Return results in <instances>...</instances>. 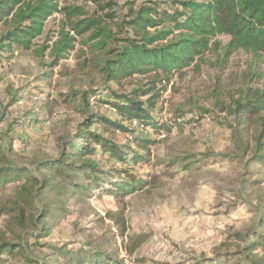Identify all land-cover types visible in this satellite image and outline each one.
<instances>
[{"label": "rangeland", "instance_id": "374dc122", "mask_svg": "<svg viewBox=\"0 0 264 264\" xmlns=\"http://www.w3.org/2000/svg\"><path fill=\"white\" fill-rule=\"evenodd\" d=\"M115 1L117 15L107 19L92 0H57L60 7L81 6L102 20L110 37L103 39L101 48L81 44L87 32L76 38L74 49L65 59L49 66L53 60L50 48L42 55L35 49L45 43L46 37H50V47L58 39L63 18L54 13L44 21L43 33L33 40L31 49H15L1 58L0 159L25 167L34 177L29 186L36 192L30 205L17 203L19 185L27 184L24 176L0 188V240L21 243L22 247L14 249L26 257L5 256L3 264H42L52 259L49 244L77 248L101 235L111 242L106 248L116 247L125 264L139 258L143 264H194L224 251L235 255L237 261L249 263L245 252L251 237L246 234L264 214V166L250 162L256 147L252 136L259 127L253 123L241 132L226 107L233 106L238 91L246 86L264 89V53L238 49L223 60L229 37L216 35L213 40L218 44L175 72L157 98V115L170 128L157 134L143 132L108 105L90 100L87 108L78 102L86 90L97 89L104 98L113 100L110 90L127 94L147 81L146 77L132 76L114 82L102 73L104 60L114 58L126 44L123 38L131 36L124 24L131 17L126 2L132 1L135 11L155 0ZM97 61L99 67L94 66ZM157 87H161L159 83ZM73 92L78 95L65 102V96ZM88 113L102 115L131 130H105L98 122L89 129L118 145L127 144L143 158L128 165L100 153L93 157L105 170L130 171L144 187L130 194L95 195L82 201L56 197L42 187L45 175L36 169L38 161L57 156L63 140L75 139ZM134 135L151 137L154 142L141 149ZM208 153L224 154L225 158L203 164L199 160ZM121 177L128 179L123 174ZM54 199L55 205H63L69 213L40 236L38 212ZM106 213L124 221L122 235ZM128 245L135 248L130 255L126 252ZM254 252L264 259V246Z\"/></svg>", "mask_w": 264, "mask_h": 264}, {"label": "trees", "instance_id": "16d2710c", "mask_svg": "<svg viewBox=\"0 0 264 264\" xmlns=\"http://www.w3.org/2000/svg\"><path fill=\"white\" fill-rule=\"evenodd\" d=\"M92 1L96 3L99 11L104 12L105 18L112 19L117 15L113 10L117 4L115 0ZM150 3L151 5H143L132 11V1L126 2L131 17L124 24L131 30V36L123 38L126 44L114 58L104 60L101 69L106 80L119 82L124 78L142 76L147 78L145 84L127 94L110 90L113 100L104 98L97 89L86 90L80 94L78 102L79 106L88 108L90 100H96L99 104L112 107L123 120L136 122L138 127L149 130L150 134H157L161 129L170 128L158 117L155 110L161 91L169 84L175 72L189 66L195 58L200 59L205 51L218 44L213 40L216 35L224 34L229 37L223 48V60L238 49L253 54L264 53V0H168L164 3L155 0ZM54 13L61 14L63 18L58 39L50 47V37H46L45 43L35 49L42 55L50 48L53 60L49 66L56 65L59 60L66 58L74 49L78 36L88 32L81 44L90 48H101L103 39L110 37V31L103 25L102 20L96 14L89 15L81 6L66 4L60 7L57 0H0V61L3 54H10L15 49H31L34 46L33 40L43 33L44 21ZM97 38L98 41L92 42ZM99 62L94 66L99 67ZM157 83L161 87H157ZM238 93L237 99L232 101L233 106L226 107V113L233 116L241 132H246L250 125L257 123L259 129L252 136L256 147L250 162L264 166V89L246 86ZM76 95L78 93L73 92L70 96H65L64 101L70 102ZM147 95V98L141 99ZM13 98L18 100L15 96ZM200 111L207 113L201 108ZM94 122L100 123L105 130L112 127L131 133L128 127L117 121L88 113L75 139L63 140L57 156L45 157L36 165L37 170L44 171L42 187L53 191L56 197H75L76 201L95 195L116 197L130 194L145 186L143 181L130 171L116 173L105 170L93 157L100 153L114 162L120 161L128 165L144 157L129 149L127 144L118 145L90 131ZM234 133L238 135L236 130ZM129 136L132 137V134ZM133 140L141 149L154 142V139L145 135L135 136ZM202 156L199 161L203 164L217 163L225 158L224 154L208 153ZM28 173L25 167L0 159V188L24 176L27 184L19 185L17 203L24 201L30 205L36 192L33 186L30 187L34 177ZM122 174L128 179L121 177ZM38 213L40 236H45L52 224L63 219L69 211L63 205H55L54 199L53 204L45 205ZM106 217L113 219L122 235L125 230L124 221L115 218L113 213H106ZM15 219L18 223L21 222V218ZM255 225L256 227L249 228L246 234L251 237L245 252L246 257L250 259L249 263L237 261L235 255L224 251L217 253L213 259L203 257L194 264H264V259L254 252L264 246V214L260 215ZM110 243L101 235L77 248L49 244L47 246L51 249L52 259L42 264H125L116 247L106 248L105 245ZM15 246L23 245L10 240H0V264L6 261L5 256L25 257L22 253H17ZM126 250L130 255L135 248L128 245ZM58 258L61 261H58ZM133 262L132 264H143L144 260L139 258Z\"/></svg>", "mask_w": 264, "mask_h": 264}, {"label": "built area", "instance_id": "2783aa9c", "mask_svg": "<svg viewBox=\"0 0 264 264\" xmlns=\"http://www.w3.org/2000/svg\"><path fill=\"white\" fill-rule=\"evenodd\" d=\"M34 98H37V96L35 95ZM131 123H134L135 124V127H138L136 122H131ZM140 130H142L143 132H146L147 130L146 129H143L141 127H138ZM146 130V131H145Z\"/></svg>", "mask_w": 264, "mask_h": 264}]
</instances>
